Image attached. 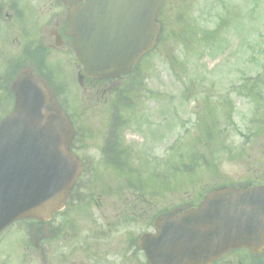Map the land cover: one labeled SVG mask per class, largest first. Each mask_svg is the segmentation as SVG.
Listing matches in <instances>:
<instances>
[{
    "label": "rangeland",
    "instance_id": "obj_1",
    "mask_svg": "<svg viewBox=\"0 0 264 264\" xmlns=\"http://www.w3.org/2000/svg\"><path fill=\"white\" fill-rule=\"evenodd\" d=\"M15 1L18 3L19 0ZM162 1L159 23L163 26L164 37L155 55L141 65L140 80L152 95H146L144 91L138 93L137 105L132 108L142 122L147 118V132L139 135L138 131H129L124 138V142L133 148V156L141 151L139 159L134 158L133 162L137 170L131 175L134 180L127 183L126 177L123 179L118 173L110 172L106 178L99 175L102 183L89 189L87 182L84 183L88 175L85 173L81 179L84 183L81 185V199H73L63 212L52 217L47 228L50 238L38 243L35 251L42 250L40 260L45 264H58L57 250L60 247L64 255H72L71 247L76 244L73 232L85 241L90 238L88 221L91 222V216L88 214L94 215L96 223H99L98 212L106 218L129 219L131 204L142 207L138 201L128 200L129 193L155 199L152 210L155 214L171 206L182 208L199 201L201 195L203 197L220 184H256L264 176V121L259 125L261 127L253 125L264 112V105L234 93V88L247 80L242 77L254 76V80H258L261 74L264 75V53L260 55L264 51V0ZM0 29L7 38L2 48H5L4 53L0 52V62L6 65L8 57L20 60V51L26 41L23 29L10 25L3 17ZM17 29L20 35L15 34ZM208 32L215 36L206 35ZM50 59L53 61L56 57ZM61 62V71L57 66L52 70L54 74L59 73L58 79L54 80L60 86V99L64 103L68 100L74 102L73 108L67 111L75 115L73 119L79 117L81 128H90L100 135L110 97L96 94L95 89L79 88L75 83L77 69L72 67L71 59L63 56ZM9 107L0 104V118L10 111ZM156 125L158 135L154 131ZM207 128L212 130V140L202 137L201 133ZM254 131L255 139L248 142L245 139L248 132ZM79 134L86 136L81 129ZM152 136L156 148L153 154L157 160L154 168L143 154L151 144L153 146L148 139ZM98 137L92 142L86 139L88 147L98 146ZM169 148L172 154L167 153ZM183 164L193 166L184 171ZM157 174L169 175L168 188L156 187ZM136 181L141 185L149 182L150 188L142 185L143 188L130 189ZM153 186L157 193L155 197L151 194ZM99 190L108 193L109 199L96 210L91 208L88 196L90 192L94 197L100 195ZM27 225L29 223L25 222L15 225L0 237V264H18L19 252L12 255L7 251L12 252L14 246L17 249L22 244H33L26 238ZM135 228L134 225L133 230ZM108 241L114 245L119 239L113 233ZM121 250L122 247H118L115 252L122 255L124 250ZM29 254L32 260H27V264H42L35 252ZM68 261L72 259L68 258ZM230 264H237L235 258Z\"/></svg>",
    "mask_w": 264,
    "mask_h": 264
},
{
    "label": "water",
    "instance_id": "obj_2",
    "mask_svg": "<svg viewBox=\"0 0 264 264\" xmlns=\"http://www.w3.org/2000/svg\"><path fill=\"white\" fill-rule=\"evenodd\" d=\"M64 0L67 34L84 75L130 71L155 44L160 0ZM14 113L0 123V232L12 222L47 221L60 211L80 171L69 153L72 129L43 82L23 72ZM143 244L151 264H209L230 249L258 251L264 240V187L225 189L197 209L162 218Z\"/></svg>",
    "mask_w": 264,
    "mask_h": 264
},
{
    "label": "flooded vegetation",
    "instance_id": "obj_3",
    "mask_svg": "<svg viewBox=\"0 0 264 264\" xmlns=\"http://www.w3.org/2000/svg\"><path fill=\"white\" fill-rule=\"evenodd\" d=\"M63 0H0V20L5 18L10 22V25H18V28L23 29L25 43L20 51V60L9 58L7 64L2 65L0 70V104L3 106L14 105V99L11 91V78L16 74L14 70L16 66L21 68H29L35 76H46L49 79L50 85L58 89L59 83L54 79H58V74L52 72L53 67L57 66L59 70L62 69L61 58L63 56L71 59V40L66 37L65 31L67 26L68 9L63 5ZM9 25V24H7ZM23 27V28H22ZM16 35H20L17 29ZM8 35V34H7ZM28 35V36H27ZM29 38V39H28ZM18 39V38H17ZM16 40V39H15ZM14 41V40H13ZM6 34L0 29V52L3 54L5 50L2 49L6 44ZM56 57V60L50 61V57ZM58 58V59H57ZM12 59V60H10ZM47 59V60H46ZM73 65V61L71 59ZM78 68V67H77ZM77 82L81 87L85 85L88 89L94 90L96 86L102 84H94L93 81H85L80 75H77ZM99 94V91H95ZM111 92V87L103 85L102 96H108ZM106 96V97H107ZM130 105H137V102H132ZM128 111V110H127ZM133 111L128 112L131 115ZM112 108L108 107L106 119H104L103 131L99 135L94 133L90 128H81L79 117L72 120V125L75 130L74 142L72 145V152L88 162V175L84 181L89 189L99 186L103 179L108 177L110 172L119 173L123 177L127 170L132 171L135 164L134 158L139 159L141 151H138L135 156L131 154L133 148L124 142L125 132L127 130L126 117L111 116ZM75 117V115H74ZM73 117V118H74ZM131 117V116H130ZM133 119L131 128L133 132L139 135L147 132L145 125L149 124L147 120L142 122L141 119ZM147 119V118H146ZM79 129L86 132V136L79 134ZM154 131L157 134L158 127L155 126ZM158 135V134H157ZM100 136V137H98ZM96 137L100 138L98 146L93 148L88 147L86 139L92 142ZM153 142V146H149L145 150L146 157L150 159L153 164V152L155 148V139L153 136L148 138ZM151 142V143H152ZM91 146V144L89 145ZM87 147V148H86ZM86 153V154H85ZM132 157V158H131ZM101 175L102 178H98ZM82 177L78 181L76 190L74 192V200L81 199V190L84 184L81 182ZM105 187V186H104ZM100 195L94 197L93 192H90L88 200L92 203L91 208L96 210L102 208L106 204L109 197L108 193L102 190L97 191ZM153 196V195H152ZM128 200L133 202L138 201L140 206L137 207L131 204V213L128 214L129 219L120 218H106L103 214L97 213L98 218L93 220L94 215L91 216L89 223V230L91 236L85 241L80 235L76 237V244L71 247L72 255L63 253L61 247L57 250L58 264H143L144 257L139 247V239L142 235L154 234L153 227L158 212H152L155 199H145L144 197L135 196L132 193L128 194ZM143 200V201H142ZM87 215V217H88ZM115 218V219H114ZM95 219V218H94ZM134 225L136 228L133 230ZM112 226L114 227L112 229ZM113 233L118 236L119 241L111 245L108 241L109 236ZM78 240L80 243H78ZM118 247H122L123 254L116 253ZM42 253V250H40ZM71 258L72 261H68ZM232 258H235L237 264H264V254L260 257H250L248 255L231 254L225 256L223 260L218 261L216 264H230ZM66 260L68 263H66Z\"/></svg>",
    "mask_w": 264,
    "mask_h": 264
},
{
    "label": "trees",
    "instance_id": "obj_4",
    "mask_svg": "<svg viewBox=\"0 0 264 264\" xmlns=\"http://www.w3.org/2000/svg\"><path fill=\"white\" fill-rule=\"evenodd\" d=\"M207 35L215 36V34L213 35L210 32H208ZM257 85H259V86L263 85L264 86V80L261 81L260 83L253 85V88ZM242 93H243V95H245L246 97H248L250 100H252L253 102H255L257 104H259L260 99H262L261 101H264V89L243 91Z\"/></svg>",
    "mask_w": 264,
    "mask_h": 264
}]
</instances>
